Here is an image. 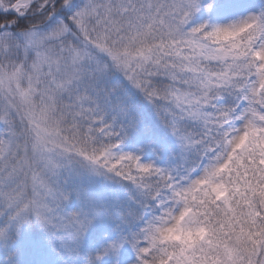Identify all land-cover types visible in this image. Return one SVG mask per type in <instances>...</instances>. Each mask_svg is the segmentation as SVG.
<instances>
[{"label":"snow or ice","instance_id":"snow-or-ice-1","mask_svg":"<svg viewBox=\"0 0 264 264\" xmlns=\"http://www.w3.org/2000/svg\"><path fill=\"white\" fill-rule=\"evenodd\" d=\"M0 264H264V0H0Z\"/></svg>","mask_w":264,"mask_h":264}]
</instances>
